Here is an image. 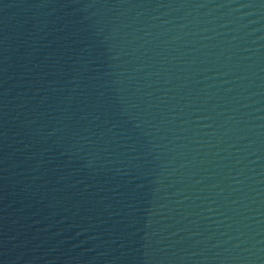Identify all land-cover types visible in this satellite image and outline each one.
<instances>
[{
  "label": "water",
  "instance_id": "95a60500",
  "mask_svg": "<svg viewBox=\"0 0 264 264\" xmlns=\"http://www.w3.org/2000/svg\"><path fill=\"white\" fill-rule=\"evenodd\" d=\"M0 264H264V0H0Z\"/></svg>",
  "mask_w": 264,
  "mask_h": 264
}]
</instances>
